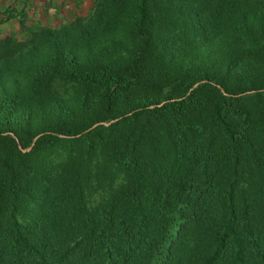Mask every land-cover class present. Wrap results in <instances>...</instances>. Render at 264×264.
<instances>
[{
  "label": "trees",
  "instance_id": "trees-1",
  "mask_svg": "<svg viewBox=\"0 0 264 264\" xmlns=\"http://www.w3.org/2000/svg\"><path fill=\"white\" fill-rule=\"evenodd\" d=\"M91 6L0 31V264H264V0Z\"/></svg>",
  "mask_w": 264,
  "mask_h": 264
},
{
  "label": "rangeland",
  "instance_id": "rangeland-1",
  "mask_svg": "<svg viewBox=\"0 0 264 264\" xmlns=\"http://www.w3.org/2000/svg\"><path fill=\"white\" fill-rule=\"evenodd\" d=\"M25 2L29 4V8H31L32 4H35V8L30 10L29 16L23 18L24 25L20 26L16 20L8 21L10 24L0 22L1 34L12 29L15 33L17 32V36H23L27 28L36 23L56 26L73 18L78 13L87 16L92 7L91 0H25ZM7 6L5 4L3 6L0 5V7H5L4 10H6Z\"/></svg>",
  "mask_w": 264,
  "mask_h": 264
},
{
  "label": "crops",
  "instance_id": "crops-1",
  "mask_svg": "<svg viewBox=\"0 0 264 264\" xmlns=\"http://www.w3.org/2000/svg\"><path fill=\"white\" fill-rule=\"evenodd\" d=\"M34 3V2H33ZM9 5L12 6L13 10L15 9V14L17 16H13L9 21H14L16 20V22L19 23V19H23L26 18L27 16H29L30 14V10L33 8H35V4L31 5V8H29V4L27 2H25V0H0V5ZM4 7H0V9H3ZM6 24H10V22H7Z\"/></svg>",
  "mask_w": 264,
  "mask_h": 264
},
{
  "label": "water",
  "instance_id": "water-1",
  "mask_svg": "<svg viewBox=\"0 0 264 264\" xmlns=\"http://www.w3.org/2000/svg\"><path fill=\"white\" fill-rule=\"evenodd\" d=\"M194 85H196V83H195ZM102 122L107 123V122H105V121H102ZM95 124H96V123H95ZM95 124H94V125H95ZM35 138H36V136H35ZM35 138H34V139H35ZM26 149H28V148H22V150H26Z\"/></svg>",
  "mask_w": 264,
  "mask_h": 264
}]
</instances>
